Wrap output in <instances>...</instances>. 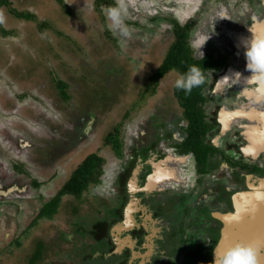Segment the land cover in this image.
Segmentation results:
<instances>
[{
    "label": "rangeland",
    "instance_id": "1",
    "mask_svg": "<svg viewBox=\"0 0 264 264\" xmlns=\"http://www.w3.org/2000/svg\"><path fill=\"white\" fill-rule=\"evenodd\" d=\"M93 1L9 0L8 5L0 6V188H8L16 179L15 186L7 195L17 196L22 203H10L12 206L0 203V264H30L40 242L43 243L42 255L33 264H82L81 256L65 258V253L73 249L74 253H78L75 250L76 242L73 248L74 242H67L66 234L72 239L75 233L76 207L79 216L95 214L96 211L100 213L97 215H103L99 206L105 202L101 198L104 196V184H91L80 198L72 195L61 197L58 211L50 217L37 219L40 206L59 192L87 154L97 152L105 158L106 168L109 167L116 159V151L106 139L109 133H114L115 126L120 129L125 154L139 128L142 129L145 122L150 126L153 114L161 113L163 119L171 122L183 110L173 95V85L180 76L178 71L172 70L164 75L154 93V84L150 89V84H147L173 42L170 21L149 16L138 19V24L129 25L132 37L121 48L118 38L108 28L105 16L107 6L101 10L94 9L91 13L87 11L86 6ZM133 1L135 8H138L137 0ZM147 1H150L144 3L147 7L154 2L166 6L179 20L196 15L198 25L192 32L191 42L197 54H201L200 45L210 34L203 46V53L214 52L219 56L228 52L231 55L230 67L234 70L231 69L221 79L220 88L227 80L248 79L244 77L249 71L245 61L234 58L235 49L230 39L235 38L239 47L236 53L246 57V50L254 36L264 35V0ZM192 5H196L194 11L191 10ZM15 11L33 17H19ZM138 16L133 15L134 18ZM222 27L228 28L226 33L229 35H226L230 38L223 35ZM225 46L228 48L225 49ZM56 78L67 82L69 99L61 96ZM235 84L236 87L241 86L239 82ZM244 88L251 89L259 101L264 99L261 98L260 86L256 92L253 83ZM237 98L236 95L234 98H227L226 95L224 101L214 99L207 106L214 108L224 104L231 109L239 108L241 100L237 101ZM17 109L19 112H15ZM230 113L223 111L225 122L229 121ZM90 114H94L95 119L88 123L85 127L87 133L80 138L81 129ZM249 116L262 123V128L258 124L248 131L253 143L247 151L255 153L264 144V112L253 110ZM15 118L32 121L37 128L45 127L54 133L47 135L43 129V135L29 136L24 128L16 125L25 123H18ZM8 127L16 131L14 139L9 135ZM19 137L25 139L28 145L23 143L19 147L16 140ZM73 137H77L74 145ZM13 142L16 146L11 149L8 145ZM68 144L73 147L70 151L65 148ZM14 160L18 162L17 165L13 164ZM8 170L12 176L8 175ZM164 174L157 171L156 175L150 177V183L156 182L152 180L153 177L157 176L160 180ZM129 177L128 185L131 188V181L138 183L137 170ZM32 179L43 184L33 185ZM251 186V192L264 191V181L258 186ZM156 188L160 187L157 185ZM124 192L127 194L126 190ZM39 195H42L41 199ZM124 212L121 204L114 216L98 227L95 235L109 239L115 236L118 242L124 244L125 240L131 238L128 233L130 227L124 223ZM254 225L256 222L252 227L243 224L237 226L243 231L240 236L248 235L246 231L259 227L257 224L255 228ZM230 227L234 228L227 223L226 229ZM260 230H264V227ZM249 235L254 234L249 232ZM254 236V239L263 237L260 232ZM101 246H104L102 239L97 243V247Z\"/></svg>",
    "mask_w": 264,
    "mask_h": 264
},
{
    "label": "flooded vegetation",
    "instance_id": "2",
    "mask_svg": "<svg viewBox=\"0 0 264 264\" xmlns=\"http://www.w3.org/2000/svg\"><path fill=\"white\" fill-rule=\"evenodd\" d=\"M126 2L128 3L129 12L126 20L128 26L138 24V19L143 17L166 18L172 26L171 35L173 42L176 39L174 30L177 27L190 26L188 30L190 32L188 39L190 49L194 57L203 58L200 53H196L191 42L192 32L198 25L196 15H188L186 20H179L175 13L169 12L166 6L157 5L158 3L156 2L152 3V7L151 5L147 7L144 3H149L150 1L137 0L136 3L140 5L138 8H135L133 0H126ZM84 4L87 3L84 1ZM114 4L115 0H94L91 5L86 6V9L91 13L94 9L99 8L98 10H101L104 6L109 7ZM195 6L192 5V11L196 9ZM133 9L135 10L134 12H132ZM134 14H138V18H134ZM217 25L220 24L217 23ZM221 30V32L225 33L223 35L230 38L229 34L226 33L227 27H222ZM234 39H230L235 49L236 55H234V58L245 61L246 66L247 58L236 53L237 50L239 51V47ZM227 48L225 46V49ZM208 56H212L214 60H217L218 63L216 64L219 69L212 68L207 70V83L204 85L199 98L201 100L199 102L200 111L194 112L195 109L190 112L186 111L181 104L180 94H177L181 90H178L174 84L173 95L178 106L183 109L182 112H177L179 115H175L171 122L163 119L161 113L153 114L150 118V126L148 127V122L147 124L145 122L142 129L139 128L138 134H134V142L128 145V150L125 151V154L122 148L119 152L115 150L116 159L109 164L108 168H106L104 161L100 180L94 183L100 184L102 182L104 184L102 188L104 196L100 197L105 202L99 206L103 211V215H97V213H100L96 211L95 214L88 213L79 216L78 208L74 207L76 219L73 228L75 233L72 239L69 238L67 233L66 239L69 240L67 242H74L73 248L76 242L77 247L75 250L78 253H74V249L65 253L67 260L70 256H81L84 261L82 264H211L214 259V252L216 251L217 255L222 253L227 223L232 225L233 229L240 231L237 227L240 226L239 224L233 220L232 222L228 220L230 215L237 216V214L242 217L237 219L242 221L244 226L252 227L254 222H256V225L258 224V228L254 225L256 229L248 230V233L252 232L256 235L260 232L264 237V230H260V228L264 227V222L250 220L253 217L250 213L251 209H253L252 204L242 209L239 208L241 205L237 204V198H241L240 196L243 193L253 190L251 185L258 186L264 181V144L255 153L247 151V148L253 143L248 132L249 129H255L258 124L262 128L261 121L252 119L249 113L253 110L259 113L264 112V99L259 101L256 95L251 93V89L247 90L244 88L243 90V87L252 86V83L255 86V92L259 88L257 83L251 81L250 70L244 76L248 78L247 80H233L232 76L230 77L232 80H227L220 88L221 79L231 69L234 70V68L230 67L232 62L231 55L228 52H224V54L219 56H216L214 52L204 53V57ZM235 70L238 71L237 69ZM179 74L181 75V73ZM236 82H239L241 86L238 85L236 87ZM158 83L154 86L155 90L152 91L153 93L156 91ZM147 84H150V89L153 83L149 80ZM226 95L227 98H234L236 95L239 98H237V101L241 100L240 107L231 109L222 104L220 106L216 105L214 108H208L207 105L214 99L224 101ZM213 109L214 113L212 112ZM42 111L45 113L44 110ZM223 111L231 112L229 121L226 120L227 122L223 120ZM238 111H242L245 114ZM15 112H19V109L15 110ZM199 113H201L202 125L192 124L189 116H196ZM17 119L18 123L23 121L25 125H21V123L16 125L24 128L29 136L32 134V136L43 135V129H45L47 135L54 133L43 126V128L40 126L37 128V125L32 121L15 118V120ZM94 119L95 115L90 114L88 117L89 121H84L85 126L81 129L80 138L85 136L87 133L85 127ZM12 125H14L13 121ZM115 127L119 129L118 126ZM8 129H10L9 135L11 134L14 139L16 131L12 130L13 128L11 127H8ZM115 131L114 128V133ZM116 133H118V138H120V132L117 130ZM196 133H201L203 134L202 136L205 135V139H200L201 136L196 135ZM73 138H75L72 139L74 145L77 137ZM189 138L192 139L189 141ZM16 140L19 143H17L19 147L20 144L26 142L22 137L16 138ZM231 143L233 145L229 148L228 145ZM42 145H45V143ZM8 146L12 149L16 145L13 142L9 143ZM25 148H27L26 145ZM65 148L66 151H70L73 147L68 144ZM90 154H87L82 162ZM13 164L17 165L18 162L14 160ZM136 170L138 183L134 184L131 181L130 188L128 185L129 175L133 176ZM157 171L165 172L164 176L157 182L160 188L146 189L145 186L148 185L150 177L156 175ZM171 172L174 173L170 174ZM7 173L12 176L10 170ZM12 182L8 188H0V203L3 206H12L14 202L21 203L17 196L7 195L12 191L11 188L15 186L16 179H13ZM32 182L36 186L43 184V182L33 179ZM26 184L29 183L26 181ZM124 190H126L127 194H124ZM58 193L52 198L56 197ZM65 195L75 196L70 193H63L61 197ZM41 197L42 195H39V199ZM121 204L125 210L124 223H127L128 227H130L128 233L131 238L125 240L124 244L118 242L113 232L112 235L114 237L111 239L98 238L95 235L98 227L103 226L104 222L112 218L115 210ZM261 211L264 212L263 208ZM38 215L39 213L36 216L37 219ZM117 230L120 229L117 228ZM62 234L65 235L63 232ZM253 236L250 238L251 244L254 243L252 245L257 248L258 253L264 256L263 244L258 243L260 239H254ZM101 239L104 242V246L97 247V243ZM80 243L82 245H79ZM261 264H264V261H261Z\"/></svg>",
    "mask_w": 264,
    "mask_h": 264
},
{
    "label": "trees",
    "instance_id": "3",
    "mask_svg": "<svg viewBox=\"0 0 264 264\" xmlns=\"http://www.w3.org/2000/svg\"><path fill=\"white\" fill-rule=\"evenodd\" d=\"M59 2L63 3L64 0H58ZM100 1V0H98ZM8 5L9 0H0V6L1 5ZM99 9V8H98ZM16 14L19 17H26L31 18L30 14L24 13V12H17ZM189 28L188 27H177L174 32L176 35V39L171 44V46L168 49L167 54L165 55L161 65L151 74L150 80L156 86L158 83V80H160L164 75H166L171 70H177L179 73L183 74L185 73L190 65H197L200 67L203 76H204V82L199 85L198 87H194L190 94H186L183 90L181 92H177V94L180 96L181 104L185 107L186 111L194 110L200 111L201 107H199V98L201 97V91L203 90L204 85L207 83V70L215 68L219 69V66L216 64L218 63L217 60H214L212 56L204 57L201 59H198L194 57L193 52L190 49V45L188 42L189 39ZM56 84L58 86V89L60 91L61 96L64 99H69V93H68V84L65 80L56 78ZM155 90V87L152 91ZM182 96V98H181ZM190 120L192 121V124L196 125H202V118L201 113L197 114L196 116L191 115L189 116ZM115 130L119 131L115 127ZM109 133L107 136L106 141L108 143H112L114 146V149L119 152L122 148V141L120 138H118V133ZM196 135L201 136L200 139H205V135L201 133H196ZM192 138H189V141ZM105 159L98 155V153H91L82 163L78 165V167L74 170L68 181L63 185L62 189L58 193V195L54 198H52L49 201H46L39 212L38 217H50L54 213L58 211V207L60 204V198L63 193H70L75 195L76 197H81L82 193L89 188L91 184L97 183L100 180V174L102 172V166ZM36 184H39L35 182ZM43 244L40 243L38 249L34 253L30 264L35 263L39 258H41L42 255V248Z\"/></svg>",
    "mask_w": 264,
    "mask_h": 264
},
{
    "label": "clouds",
    "instance_id": "4",
    "mask_svg": "<svg viewBox=\"0 0 264 264\" xmlns=\"http://www.w3.org/2000/svg\"><path fill=\"white\" fill-rule=\"evenodd\" d=\"M152 6V4H149ZM105 16L108 21V28L118 38L121 48L126 46L128 39L132 37V29L126 23L129 16L128 3L126 0H115V4L105 9ZM223 18V17H222ZM210 38V34L203 44L200 45L201 56L204 58L203 46ZM246 67L251 72V80L257 83L261 90H264V35L254 36L250 46L246 50ZM204 82L203 73L197 65H190L188 70L175 80V87L190 94L194 87ZM211 264H261L260 254L257 248L245 242L236 244L217 255L214 252V259Z\"/></svg>",
    "mask_w": 264,
    "mask_h": 264
},
{
    "label": "bare ground",
    "instance_id": "5",
    "mask_svg": "<svg viewBox=\"0 0 264 264\" xmlns=\"http://www.w3.org/2000/svg\"><path fill=\"white\" fill-rule=\"evenodd\" d=\"M238 204H240L241 206L239 207L240 209L245 208L247 205H251L253 206V209H251V214L253 215L252 220L254 219H260V221L262 220L264 222V212L261 211L262 206H264V191L262 190H258L255 192H250V193H245L241 196V198H239L237 200ZM264 210V207H263ZM250 211V210H247ZM241 218L240 216H236V218H232L235 219L233 220L235 223L237 224H242V221L238 220L237 218ZM248 229V228H247ZM248 233V231H246ZM242 232L237 231L233 228H228L225 229V240H224V245L222 247V252L227 250L229 247H231L232 245L236 244L237 242H245V243H250V235L248 233V235H244V236H240ZM249 237V238H248ZM252 241V240H251ZM262 243L264 246V237H262L260 240H258V243ZM254 244V243H252ZM217 248V247H216ZM260 251V250H259ZM260 260L264 261V256L260 255Z\"/></svg>",
    "mask_w": 264,
    "mask_h": 264
},
{
    "label": "water",
    "instance_id": "6",
    "mask_svg": "<svg viewBox=\"0 0 264 264\" xmlns=\"http://www.w3.org/2000/svg\"><path fill=\"white\" fill-rule=\"evenodd\" d=\"M264 3V2H263ZM252 30V29H251ZM237 45V44H236ZM152 180H154V181H156V182H154V183H150L151 182V180L149 179V181H148V188H155V186L157 185V182H158V177L157 176H155V177H153L152 178ZM264 206H262V208H263ZM261 208V209H262ZM232 217H235L236 218V216H234V215H230V217L229 218H232ZM228 220H230V219H228ZM232 220H235V219H232ZM264 255V254H263Z\"/></svg>",
    "mask_w": 264,
    "mask_h": 264
},
{
    "label": "snow or ice",
    "instance_id": "7",
    "mask_svg": "<svg viewBox=\"0 0 264 264\" xmlns=\"http://www.w3.org/2000/svg\"><path fill=\"white\" fill-rule=\"evenodd\" d=\"M261 98H264V90H261ZM230 222H232V218H229Z\"/></svg>",
    "mask_w": 264,
    "mask_h": 264
}]
</instances>
